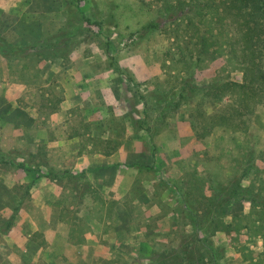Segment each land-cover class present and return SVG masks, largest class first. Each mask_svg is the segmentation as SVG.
Here are the masks:
<instances>
[{"label":"rangeland","instance_id":"374dc122","mask_svg":"<svg viewBox=\"0 0 264 264\" xmlns=\"http://www.w3.org/2000/svg\"><path fill=\"white\" fill-rule=\"evenodd\" d=\"M177 2L0 0V54L14 58L0 69L25 86L0 112V234L47 248L122 217L128 246L164 253L115 264H264L248 217L264 199V97L226 88L243 75L225 56L178 57ZM161 215L180 218L172 244L143 223Z\"/></svg>","mask_w":264,"mask_h":264},{"label":"trees","instance_id":"16d2710c","mask_svg":"<svg viewBox=\"0 0 264 264\" xmlns=\"http://www.w3.org/2000/svg\"><path fill=\"white\" fill-rule=\"evenodd\" d=\"M177 1L178 6L185 1L189 5L186 17L182 21L173 18L171 24L173 41L184 44L178 46V57H184L185 49L190 46L193 50L188 55L194 51L195 61L225 56L243 75L242 84L228 83L226 88L244 101L252 96L261 102L264 97V0ZM225 20L230 31L225 29ZM181 31L185 36L175 40L180 38ZM251 89V94H246ZM18 168L34 171L23 164H18ZM250 204L248 217L255 229L253 233L263 240L264 247V199L252 198Z\"/></svg>","mask_w":264,"mask_h":264},{"label":"crops","instance_id":"0c3cea01","mask_svg":"<svg viewBox=\"0 0 264 264\" xmlns=\"http://www.w3.org/2000/svg\"><path fill=\"white\" fill-rule=\"evenodd\" d=\"M0 57L5 63L14 59L3 55ZM19 63L16 60L15 64ZM3 71L1 68L0 112L7 109L9 105L12 107L11 104H14L13 99H17L13 97V89L19 90L21 93L23 88H25L24 84H16L13 78L8 79L5 77ZM11 86L12 88H10ZM20 95L17 94L15 97ZM9 121L11 122V120ZM177 138L180 139V134L177 135ZM166 141H171L169 143H172L171 138H166ZM114 155L111 154L109 156ZM167 207L168 203H165L164 208L166 209ZM143 221L146 225H150V233H155L159 241H165L168 244H172L177 225L181 224L180 218L174 215L148 217V219L145 218ZM55 222L58 223L59 220L56 219ZM92 224L94 226L86 228V231L79 237L73 233H69V235L50 234L51 238L48 240L47 238L44 239L49 244L47 248L43 247L45 245L43 240L36 239L34 243L31 239L29 240L28 234L15 232V229L12 232L0 234V264H115L111 259L118 256L124 257V259L131 256L160 257L163 255L161 253H164L151 248L148 252L143 253L140 251L138 243H136L138 247H135V245L128 246L123 239V235L129 231V227L122 217L100 218L97 221L94 220ZM109 224H116V227H113L112 230L104 227V225ZM187 224L189 223H183L184 227L182 229H186ZM15 227L16 229L20 228V224L16 222ZM155 228H158V230ZM215 234L218 235V232ZM227 234L231 235V232ZM126 264H150V261L148 260L147 263L134 261V263Z\"/></svg>","mask_w":264,"mask_h":264}]
</instances>
